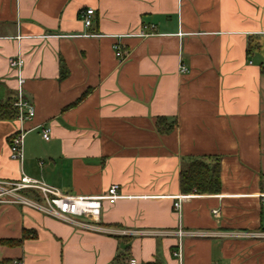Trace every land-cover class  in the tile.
I'll list each match as a JSON object with an SVG mask.
<instances>
[{
	"label": "crops",
	"instance_id": "1",
	"mask_svg": "<svg viewBox=\"0 0 264 264\" xmlns=\"http://www.w3.org/2000/svg\"><path fill=\"white\" fill-rule=\"evenodd\" d=\"M20 57L36 116L22 163L0 121V181L121 198L85 226L0 204L1 264H264V0H0V101ZM195 160L219 161L220 194L181 193Z\"/></svg>",
	"mask_w": 264,
	"mask_h": 264
},
{
	"label": "built area",
	"instance_id": "2",
	"mask_svg": "<svg viewBox=\"0 0 264 264\" xmlns=\"http://www.w3.org/2000/svg\"><path fill=\"white\" fill-rule=\"evenodd\" d=\"M95 12L93 10H86L81 13V18L86 27H91ZM145 27V30H148ZM147 34L142 32L141 37ZM114 50L118 59H124V53L120 44L114 45ZM25 61L20 57L16 60L10 61L12 69L17 71L19 75V89L14 100V107L17 109V118L22 127L10 138V157L12 160L22 163L24 161V141L27 131L23 125L27 121H31L36 116V110L30 101L26 98L23 90L24 79L22 72ZM181 72H188L185 66L181 67ZM42 137L45 141L51 139V130L49 128L42 129ZM120 186L113 185L104 195L98 197H82L62 194L58 189L31 179L27 176L21 177L19 181H0V204H21L25 207L42 211L52 217L64 220L74 225H83L81 219H89L92 221H99L103 203L107 202L111 205L121 198ZM33 191L39 194L41 202L33 201L21 195V192ZM261 206L264 208V193L260 195ZM175 209L180 212L181 200L174 205ZM218 214V211H214ZM179 237H182L183 232L180 231ZM176 257H181V249L175 253ZM15 264H24L23 261L16 260ZM128 264H142L136 259H130Z\"/></svg>",
	"mask_w": 264,
	"mask_h": 264
},
{
	"label": "trees",
	"instance_id": "3",
	"mask_svg": "<svg viewBox=\"0 0 264 264\" xmlns=\"http://www.w3.org/2000/svg\"><path fill=\"white\" fill-rule=\"evenodd\" d=\"M14 101H0V121L11 122L17 118ZM158 120L159 131L163 132L162 122ZM168 130H172L169 126ZM180 189L184 195H218L222 191L221 169L219 161L210 165L203 160H195L182 170L180 174ZM1 264V263H0Z\"/></svg>",
	"mask_w": 264,
	"mask_h": 264
}]
</instances>
